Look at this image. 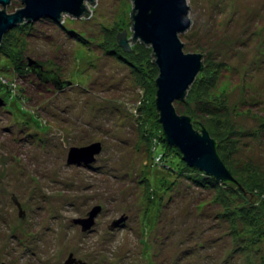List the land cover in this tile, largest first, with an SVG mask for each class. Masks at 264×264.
<instances>
[{
  "label": "rangeland",
  "instance_id": "obj_1",
  "mask_svg": "<svg viewBox=\"0 0 264 264\" xmlns=\"http://www.w3.org/2000/svg\"><path fill=\"white\" fill-rule=\"evenodd\" d=\"M95 1L84 4L87 19L6 33L15 53L64 86L18 78L0 56L9 66L0 69V264H264V0H186L179 39L184 53L202 55L206 93L188 97L198 74L174 108L225 104L219 154L258 199L226 193L234 217L219 219L221 207L187 179L194 173L179 176L181 154L159 138L155 83L141 86L108 51L125 29L132 39V3ZM22 7L10 0L5 12ZM96 143L94 162L67 164L71 148ZM95 208L90 229L73 223Z\"/></svg>",
  "mask_w": 264,
  "mask_h": 264
},
{
  "label": "water",
  "instance_id": "obj_2",
  "mask_svg": "<svg viewBox=\"0 0 264 264\" xmlns=\"http://www.w3.org/2000/svg\"><path fill=\"white\" fill-rule=\"evenodd\" d=\"M90 2L93 7L95 0H21L22 8L13 14H6L5 7L10 0H0V44L4 35L12 28L40 19H48L59 24L64 15L79 19L88 18L91 11L84 5ZM132 3L131 33L132 39H127L126 29L115 37L118 47L125 53L131 51L129 41L139 43L151 49L153 63L158 76L155 80V107L158 112V122L168 145L176 148L182 156L183 162L189 168L197 169L208 176L222 182H234L230 172L220 160L216 152V143L205 129L196 132L191 120L186 116H179L174 108L175 102H182L186 93L202 69V55L186 54L179 36L190 25L188 17L189 7L186 0H130ZM28 67L38 79L52 74L44 71L36 61L28 58ZM58 89L64 83L54 79ZM6 104L0 99V107ZM98 143L82 148H71L68 152L67 164H86L95 161V155L100 153ZM244 193V192H243ZM251 202L258 199L244 193ZM98 208L88 214L87 219L74 220V224L82 227V231L90 229L94 224ZM22 216L23 213L20 212ZM124 222V219H121ZM66 264H74L70 260ZM77 264H85L78 261Z\"/></svg>",
  "mask_w": 264,
  "mask_h": 264
},
{
  "label": "trees",
  "instance_id": "obj_3",
  "mask_svg": "<svg viewBox=\"0 0 264 264\" xmlns=\"http://www.w3.org/2000/svg\"><path fill=\"white\" fill-rule=\"evenodd\" d=\"M45 22H40V23H47V24H56L51 20H44ZM58 26V25H57ZM21 27H26V30L28 31L27 33H31L29 32V29L32 30V23L30 22L28 23H23L22 25L16 27L18 30H21ZM61 28V30H63L64 26L60 25L59 26ZM106 40V39H105ZM7 34L4 35L2 42L0 44V56L2 58H6L7 60H9L10 65L12 67V73L15 74L16 76H18V78H25L28 77L29 74L34 75L36 78V74L32 73L31 69L28 67L27 64V60L28 58H25V53H15L12 50L11 45L9 44V42H7ZM85 43V42H83ZM109 43L111 44L109 47V52H113V54L115 56H117V60L119 62H123V64L127 65V67L130 68V71L132 72V74L135 75L137 82L147 88L150 87V82H153V84L155 83V78L157 77V68L153 63V59L151 56V49L149 47H146L145 45L139 43L135 46L134 49H132L130 52L125 53L123 52L117 45L116 43V39L112 38ZM86 44V43H85ZM39 64V63H38ZM1 70H8V69H4L6 66H0ZM203 68V65H202ZM43 69V68H42ZM46 71V70H45ZM52 75L50 76H46L43 79H38V81L42 82L43 84H47V85H51V87L54 90H62V89H58L56 87V85L54 84V79L58 78V80L60 79V77L55 74L53 71H46ZM206 91V86L204 85V83L202 82V74L200 73L197 76L196 79V83L194 84V86L192 87V89L189 91V99L191 101V99H193V97L196 95L194 92L196 93H201V96L205 95ZM156 94V92H155ZM196 101H198L196 99ZM200 101H198L197 103H199ZM196 103V108L194 110L188 108V109H183L180 108V110H176V113L179 116H186L189 117L193 125H197V127L193 126V129L196 132H200L201 129H205L210 137L215 141L216 143V152L220 158V160L222 161V163L225 165V167L228 170L227 165L225 164L224 160L222 159L221 155L219 154V143L221 141V137L219 136V134L221 135V125L223 124L221 121L225 120L224 123L227 126L228 124V120H227V113H226V109L224 107V103L220 102L219 100H214V106H209V108H207V106L205 105V103L202 104V106H197ZM180 111V113H179ZM200 118L204 121H206V127L203 126L200 123ZM222 119V120H221ZM227 128V127H225ZM159 138L165 141V138L163 136V132H162V128L160 127V132H159ZM167 144V143H166ZM177 150V149H176ZM178 151V150H177ZM169 170V169H168ZM167 170V171H168ZM171 170V174H173L174 172H177V169H174L173 167H170ZM229 171V170H228ZM169 172V171H168ZM181 172H186V173H194L193 176L194 178H187L193 185H195L197 188H200L202 190H206L207 195H209V197L211 196V204L212 205H219L222 209V213L220 216L217 215V218H227L230 216L234 215V212L231 211V209L229 208V201L226 198V193L228 192H234L239 194L240 192H244L243 191V187L241 185V183H239L231 174L234 182H222V181H218L217 179H215L214 177L208 176L205 173L194 169V168H189L187 167V165L185 164L183 169H181L179 171V173L181 174ZM230 172V171H229ZM178 174V173H177ZM176 174V175H177ZM174 175V174H173ZM184 175L183 173L179 176ZM178 176V175H177ZM236 180V181H235ZM234 217V216H233ZM233 217L229 220H233Z\"/></svg>",
  "mask_w": 264,
  "mask_h": 264
},
{
  "label": "flooded vegetation",
  "instance_id": "obj_4",
  "mask_svg": "<svg viewBox=\"0 0 264 264\" xmlns=\"http://www.w3.org/2000/svg\"><path fill=\"white\" fill-rule=\"evenodd\" d=\"M1 264H3V263H1Z\"/></svg>",
  "mask_w": 264,
  "mask_h": 264
}]
</instances>
